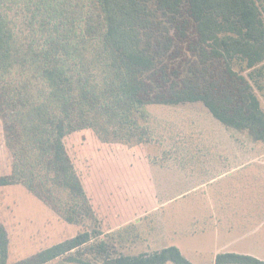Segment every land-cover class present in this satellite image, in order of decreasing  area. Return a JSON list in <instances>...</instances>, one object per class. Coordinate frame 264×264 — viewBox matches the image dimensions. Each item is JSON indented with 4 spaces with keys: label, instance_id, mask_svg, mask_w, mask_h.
Here are the masks:
<instances>
[{
    "label": "trees",
    "instance_id": "obj_1",
    "mask_svg": "<svg viewBox=\"0 0 264 264\" xmlns=\"http://www.w3.org/2000/svg\"><path fill=\"white\" fill-rule=\"evenodd\" d=\"M234 64L264 65V0H0V119L12 163L0 187L21 184L62 221L96 224L13 264H193L176 246L107 256L99 239L109 234L67 142L89 130L104 143L142 140L148 105L203 103L264 143L260 99ZM9 244L0 223V264ZM214 264L264 261L221 253Z\"/></svg>",
    "mask_w": 264,
    "mask_h": 264
},
{
    "label": "rangeland",
    "instance_id": "obj_2",
    "mask_svg": "<svg viewBox=\"0 0 264 264\" xmlns=\"http://www.w3.org/2000/svg\"><path fill=\"white\" fill-rule=\"evenodd\" d=\"M233 66L264 111V65L248 71ZM146 112L142 140L104 143L89 130L67 142L98 223L109 234L99 239L107 256L176 246L193 264H214L228 251L264 261V143L249 130L227 128L203 103L152 104ZM5 144L0 119V177L12 173ZM88 218L81 226L68 224L25 186L0 187L9 264L94 230ZM83 258L97 261L89 253ZM59 262L79 264H53Z\"/></svg>",
    "mask_w": 264,
    "mask_h": 264
},
{
    "label": "crops",
    "instance_id": "obj_3",
    "mask_svg": "<svg viewBox=\"0 0 264 264\" xmlns=\"http://www.w3.org/2000/svg\"><path fill=\"white\" fill-rule=\"evenodd\" d=\"M223 253H233V251H228V252H223ZM219 254H221V253H219ZM237 254V253H236ZM239 254H242V253H239ZM247 255V254H246ZM250 255V254H249ZM251 256H254V255H251ZM254 257H256V256H254Z\"/></svg>",
    "mask_w": 264,
    "mask_h": 264
}]
</instances>
